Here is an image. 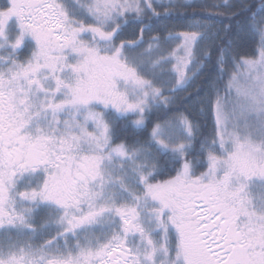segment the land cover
Instances as JSON below:
<instances>
[{
  "label": "snow or ice",
  "instance_id": "6c2138e0",
  "mask_svg": "<svg viewBox=\"0 0 264 264\" xmlns=\"http://www.w3.org/2000/svg\"><path fill=\"white\" fill-rule=\"evenodd\" d=\"M0 264H264V0H0Z\"/></svg>",
  "mask_w": 264,
  "mask_h": 264
},
{
  "label": "trees",
  "instance_id": "16d2710c",
  "mask_svg": "<svg viewBox=\"0 0 264 264\" xmlns=\"http://www.w3.org/2000/svg\"><path fill=\"white\" fill-rule=\"evenodd\" d=\"M256 40H258V37L255 38V39H253V40H251V41L249 42V48H248L249 51H251L252 48L255 47V41H256ZM197 147H198V144H197Z\"/></svg>",
  "mask_w": 264,
  "mask_h": 264
}]
</instances>
